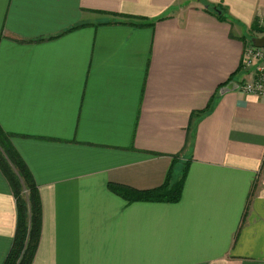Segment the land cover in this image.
Returning <instances> with one entry per match:
<instances>
[{"label":"crops","instance_id":"1","mask_svg":"<svg viewBox=\"0 0 264 264\" xmlns=\"http://www.w3.org/2000/svg\"><path fill=\"white\" fill-rule=\"evenodd\" d=\"M263 28L264 0H0V128L42 203L32 264H264V98L221 93ZM176 158L178 203L109 188H159ZM17 222L0 169V264Z\"/></svg>","mask_w":264,"mask_h":264},{"label":"trees","instance_id":"2","mask_svg":"<svg viewBox=\"0 0 264 264\" xmlns=\"http://www.w3.org/2000/svg\"><path fill=\"white\" fill-rule=\"evenodd\" d=\"M207 10L217 14L221 19L226 17L227 12L223 7L209 5ZM219 10L220 12H218ZM129 22L134 23L135 21ZM138 24L145 25L146 23ZM253 28L257 30L258 25ZM260 32L264 35V28ZM232 80L233 78H230L223 86ZM218 97L219 92L212 98L206 110L193 114V117L200 118L206 115ZM176 166L177 158L174 160L164 184L156 189L136 190L116 184H109V188L130 203L134 201L178 203L183 196L188 166L185 164L179 173H176ZM0 169L12 187L18 211L16 236L5 264H32L42 230V203L39 189L29 168L12 145L10 136L1 128Z\"/></svg>","mask_w":264,"mask_h":264},{"label":"built area","instance_id":"3","mask_svg":"<svg viewBox=\"0 0 264 264\" xmlns=\"http://www.w3.org/2000/svg\"><path fill=\"white\" fill-rule=\"evenodd\" d=\"M242 66L243 70L251 72L252 76L241 82L239 89L246 94L264 98V48L257 47L249 41Z\"/></svg>","mask_w":264,"mask_h":264},{"label":"water","instance_id":"4","mask_svg":"<svg viewBox=\"0 0 264 264\" xmlns=\"http://www.w3.org/2000/svg\"><path fill=\"white\" fill-rule=\"evenodd\" d=\"M207 8L209 7L208 5L206 6ZM220 12V10L218 11ZM251 41L253 44L257 47L264 48V35L262 36H254L252 37ZM240 88V84L237 83L236 81H230L227 85H225L221 89V93L227 92V91H232V90H237Z\"/></svg>","mask_w":264,"mask_h":264},{"label":"rangeland","instance_id":"5","mask_svg":"<svg viewBox=\"0 0 264 264\" xmlns=\"http://www.w3.org/2000/svg\"><path fill=\"white\" fill-rule=\"evenodd\" d=\"M262 36V35H261ZM254 37V36H253ZM249 41H251V40H248V41H246L247 43H249Z\"/></svg>","mask_w":264,"mask_h":264}]
</instances>
